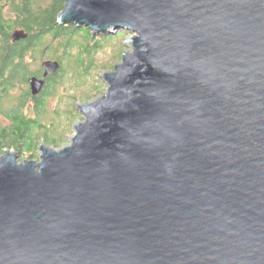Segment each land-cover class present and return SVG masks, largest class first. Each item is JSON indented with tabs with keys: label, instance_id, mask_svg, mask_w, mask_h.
<instances>
[{
	"label": "water",
	"instance_id": "water-1",
	"mask_svg": "<svg viewBox=\"0 0 264 264\" xmlns=\"http://www.w3.org/2000/svg\"><path fill=\"white\" fill-rule=\"evenodd\" d=\"M59 23L136 36L70 145L0 157V264H264V0H67Z\"/></svg>",
	"mask_w": 264,
	"mask_h": 264
},
{
	"label": "trees",
	"instance_id": "trees-1",
	"mask_svg": "<svg viewBox=\"0 0 264 264\" xmlns=\"http://www.w3.org/2000/svg\"><path fill=\"white\" fill-rule=\"evenodd\" d=\"M66 3L67 0H0V27L5 29L0 30V83L4 84L8 81L12 86L10 89L12 92L15 91L14 85L18 81L24 84L28 78L41 77V63L45 59L50 58L62 64L60 55L64 56L65 51L68 52L70 48H73L74 41L77 39L81 41L79 40L80 30H90L87 27L59 23V16ZM7 28L22 29L20 31L28 37L13 43L12 35L17 30H7ZM67 30L69 32L71 30L72 34H67ZM126 32L128 35L129 32L125 30H116L115 34L112 32L97 34L100 39L92 44L91 50L83 51V55L94 60L98 53L106 51V44L112 43L109 40L119 38ZM123 43L122 38L119 44L122 46ZM123 52L121 50L119 53V60L122 59ZM62 69L63 64L60 71ZM47 83L46 88L37 98H31L28 90V106L31 107L25 104L21 109L23 112L18 113L19 116L13 115L14 119L19 118V126H15L9 132L0 131V157L9 149L18 154L20 162L26 161L25 158L35 160L41 144L56 147L65 143L52 129L44 131L41 117L46 113L47 95L51 88L55 92L58 82L53 76L49 77ZM24 91H26L25 88ZM101 94H104V89ZM31 99L34 103L30 101Z\"/></svg>",
	"mask_w": 264,
	"mask_h": 264
},
{
	"label": "rangeland",
	"instance_id": "rangeland-1",
	"mask_svg": "<svg viewBox=\"0 0 264 264\" xmlns=\"http://www.w3.org/2000/svg\"><path fill=\"white\" fill-rule=\"evenodd\" d=\"M71 30L70 32L67 30V34L71 35ZM110 32L115 34L116 30L112 29ZM80 35L79 40L81 41L77 39L78 42L74 41L73 48H70L68 52L65 51L64 56L63 54L60 55L63 60V69L54 76L58 83L55 92L52 88L50 89V93L47 95L46 113L41 117L44 131L52 129L58 138L65 141L64 144L56 146L60 149L71 144L76 127L84 121L80 114V107L95 102L107 92L105 77L114 70L117 63H121L122 59L119 60L121 50L124 51V54L132 51L131 42L136 36L133 33L127 35V32L121 35L124 42L122 46L119 44L121 37H116L112 41L109 40L112 42L110 45H114L110 47L109 44H106V51L98 53L96 58L91 60V58L83 55V51L91 50L92 44L100 39L99 35L92 30H80ZM47 60L52 59L47 58L44 62ZM103 89L104 94H101ZM97 94L100 95L95 97ZM94 97L95 99H93ZM42 145L37 150L38 157L35 159L37 162L41 161ZM25 159L29 160L28 158Z\"/></svg>",
	"mask_w": 264,
	"mask_h": 264
},
{
	"label": "flooded vegetation",
	"instance_id": "flooded-vegetation-1",
	"mask_svg": "<svg viewBox=\"0 0 264 264\" xmlns=\"http://www.w3.org/2000/svg\"><path fill=\"white\" fill-rule=\"evenodd\" d=\"M0 30H5V29L3 27H0ZM7 30H22V29H10V28L8 29L7 28ZM13 43H16V42H13ZM40 71L43 76L44 70L42 68V65H41ZM0 84H1V88H0V131L2 130V131L9 132L15 126L16 127L19 126V121H20L19 118L14 119L13 115L16 114L17 116L18 113L21 114L23 112L21 110L22 107L24 108L25 104H27L28 106V103H29L28 90L30 91V94L32 96L31 98H37L39 95L36 97L32 95L31 90H30V85H29V78L27 82L24 84L21 83V81H18L17 83H15L14 86H15L16 91H13V92L10 90L12 86L8 81H6L4 84L3 83H0ZM24 88L26 89V91H24ZM30 101L34 103L33 99H31ZM33 103H31V105H33Z\"/></svg>",
	"mask_w": 264,
	"mask_h": 264
},
{
	"label": "bare ground",
	"instance_id": "bare-ground-1",
	"mask_svg": "<svg viewBox=\"0 0 264 264\" xmlns=\"http://www.w3.org/2000/svg\"><path fill=\"white\" fill-rule=\"evenodd\" d=\"M134 39V38H133ZM132 43V42H131Z\"/></svg>",
	"mask_w": 264,
	"mask_h": 264
}]
</instances>
